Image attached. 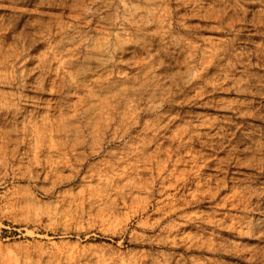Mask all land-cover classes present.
<instances>
[{
    "label": "rangeland",
    "instance_id": "1",
    "mask_svg": "<svg viewBox=\"0 0 264 264\" xmlns=\"http://www.w3.org/2000/svg\"><path fill=\"white\" fill-rule=\"evenodd\" d=\"M0 264H264V0H0Z\"/></svg>",
    "mask_w": 264,
    "mask_h": 264
}]
</instances>
